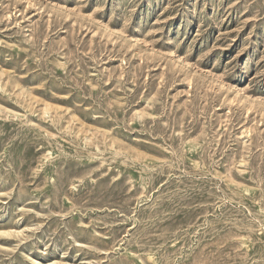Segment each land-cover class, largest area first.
<instances>
[{
	"label": "rangeland",
	"instance_id": "374dc122",
	"mask_svg": "<svg viewBox=\"0 0 264 264\" xmlns=\"http://www.w3.org/2000/svg\"><path fill=\"white\" fill-rule=\"evenodd\" d=\"M0 264H264V0H0Z\"/></svg>",
	"mask_w": 264,
	"mask_h": 264
}]
</instances>
